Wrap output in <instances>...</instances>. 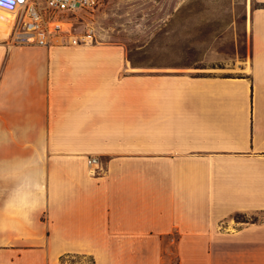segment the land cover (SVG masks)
Here are the masks:
<instances>
[{
  "label": "crops",
  "instance_id": "0c3cea01",
  "mask_svg": "<svg viewBox=\"0 0 264 264\" xmlns=\"http://www.w3.org/2000/svg\"><path fill=\"white\" fill-rule=\"evenodd\" d=\"M253 2L237 71L144 67L119 44L65 34L17 42L0 22V264H264Z\"/></svg>",
  "mask_w": 264,
  "mask_h": 264
},
{
  "label": "rangeland",
  "instance_id": "374dc122",
  "mask_svg": "<svg viewBox=\"0 0 264 264\" xmlns=\"http://www.w3.org/2000/svg\"><path fill=\"white\" fill-rule=\"evenodd\" d=\"M253 0H101L94 9L65 14L52 29L62 35H92L95 44H119L150 67L169 64L191 71L231 69L244 64ZM247 15V22H246ZM249 61V59H248ZM234 219L246 220L244 214ZM255 217L254 215L249 216ZM70 264H93L70 257Z\"/></svg>",
  "mask_w": 264,
  "mask_h": 264
},
{
  "label": "built area",
  "instance_id": "2783aa9c",
  "mask_svg": "<svg viewBox=\"0 0 264 264\" xmlns=\"http://www.w3.org/2000/svg\"><path fill=\"white\" fill-rule=\"evenodd\" d=\"M101 0H0V22L11 23L8 36L17 42L48 45L53 36L62 35L63 29H52L53 21L61 20L65 14H76L80 10L94 9ZM6 28L0 24V37ZM73 44L93 42V36H74ZM97 157H89L90 173L100 169Z\"/></svg>",
  "mask_w": 264,
  "mask_h": 264
},
{
  "label": "bare ground",
  "instance_id": "6f19581e",
  "mask_svg": "<svg viewBox=\"0 0 264 264\" xmlns=\"http://www.w3.org/2000/svg\"><path fill=\"white\" fill-rule=\"evenodd\" d=\"M57 23H60V20L53 21V22L50 24V25H51V28H52V25L57 24Z\"/></svg>",
  "mask_w": 264,
  "mask_h": 264
}]
</instances>
